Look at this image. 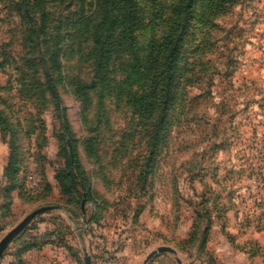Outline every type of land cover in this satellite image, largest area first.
Returning a JSON list of instances; mask_svg holds the SVG:
<instances>
[{"label": "rangeland", "instance_id": "374dc122", "mask_svg": "<svg viewBox=\"0 0 264 264\" xmlns=\"http://www.w3.org/2000/svg\"><path fill=\"white\" fill-rule=\"evenodd\" d=\"M36 2L38 38L20 1L0 0V243L37 212L7 243L0 264H85L84 252L91 264H143L161 246L175 254L147 264H264V0H236L228 8V0H214L210 13L208 0L192 6L181 58L193 56L206 37L203 64L178 74L182 86L155 142L152 120H141L145 108L136 112L132 101L143 92L121 84L120 62L93 77L89 34L67 45L72 24L93 12L94 1ZM133 2L143 57L173 21L176 4ZM27 42L41 45L71 139L61 138L63 113L45 92L37 45L31 50ZM8 130L18 174L6 193ZM62 147L77 152L79 168L71 174L89 190L88 216L71 199L81 188L72 193L57 181L58 173H69Z\"/></svg>", "mask_w": 264, "mask_h": 264}, {"label": "trees", "instance_id": "16d2710c", "mask_svg": "<svg viewBox=\"0 0 264 264\" xmlns=\"http://www.w3.org/2000/svg\"><path fill=\"white\" fill-rule=\"evenodd\" d=\"M20 1L21 7L19 5L20 14L24 15L28 22L29 32L36 38L40 35V30L37 27V19L33 15V9L36 7V0H18ZM93 12L91 14H81L80 17L72 24L69 41L67 45L69 47L74 46L75 41L82 38L83 34L88 33L89 39L92 41L95 53L94 70L93 77H98L102 73L105 67L111 66L114 62H120L119 69L125 73V81H121V84L128 83L129 87H135L142 93L140 96H133L132 101L135 103V110L138 112L142 107L143 115H140L141 120L150 121L154 126L151 128V138L153 142L158 140V135L160 134V129L165 125L166 116L169 113L174 100V93L182 86V83H177L179 80L178 74L182 70L183 74H189L192 67L202 65L200 58L206 49V37L202 39L198 45L193 47V62L188 58H181V50L183 47V40L186 37V32L188 30V20L190 17V11L193 6V10L197 5V0H172L175 2V8L173 12L170 13L169 20H173L167 23L164 27L166 28L163 36L159 39H151L148 44L147 52L143 57L141 56L139 50L136 48L137 36L136 32L141 29V24L138 15L135 14L136 9L134 8V0H93ZM214 0H208L209 3L205 7L207 13H210ZM236 0H228L226 7L234 5ZM235 2V3H234ZM110 6L107 9V4ZM71 7V6H70ZM103 10V19L98 21V16ZM209 15L207 14V18ZM159 19L162 20L161 17ZM59 22V19H58ZM173 22V23H172ZM130 23V24H127ZM59 25V24H58ZM89 30V32H87ZM60 38V36H59ZM87 41V40H86ZM35 45L36 42L34 43ZM34 44L27 42L29 48L34 50ZM37 53L40 56V61L44 66L46 65L45 78L47 80L46 86L44 87L45 92H48L51 96L53 102L56 104L58 109L63 113L62 122L64 124V131L61 138L71 139L73 137L71 131L69 130V125L65 116V110L61 104V98L59 97L57 87L53 78L51 77L49 70L47 69L46 60L39 44L36 46ZM131 58L132 60H129ZM100 68V69H99ZM99 69V70H98ZM181 76V75H180ZM123 79V78H122ZM181 79V77H180ZM128 81V82H127ZM131 83H130V82ZM120 82L117 83V86ZM116 85V82H113ZM80 87H77L76 92H80ZM43 92V91H42ZM47 93V94H48ZM184 101V98L182 99ZM131 101V102H132ZM182 101V103H183ZM186 107L184 104L183 108ZM155 108L158 110V116L155 117ZM175 110H179L182 114V109L179 105L173 107ZM180 120L176 118V123ZM142 122V121H141ZM3 125V124H0ZM6 135L3 134L4 139L8 138L10 147V157L7 166L3 171V183L6 187L9 184H14L17 181V169L14 165V158L17 155V147H15L14 137L10 138L12 131H6ZM12 136V135H11ZM61 152L68 153L69 162L66 164V168L69 170L68 174H71L72 167L79 168V163L77 162V152L72 150H67V147H62ZM59 153V155H63ZM68 174L56 175L57 181L59 182L61 188L66 187L68 183L71 188L74 186L80 187L75 181L74 175ZM70 179V181H68ZM73 187V188H74ZM72 188V193L75 190ZM81 191L77 192L78 197L71 196L72 200H76V203L80 205L81 213L84 216H88L90 210L87 209V204L91 201V196L89 190L81 185ZM12 190L11 187H6L5 192L9 193ZM76 198V199H74ZM91 215V214H90Z\"/></svg>", "mask_w": 264, "mask_h": 264}, {"label": "water", "instance_id": "95a60500", "mask_svg": "<svg viewBox=\"0 0 264 264\" xmlns=\"http://www.w3.org/2000/svg\"><path fill=\"white\" fill-rule=\"evenodd\" d=\"M36 214H37V212L33 213L31 216L24 219L10 233H8V235H6V237L0 243V253L3 251V249L5 248L7 243L11 240V238L14 237L29 222V220H31V218ZM165 252L175 254V251L173 249H171L169 247L161 246V247H158V248L152 250L151 252H149L148 255L146 256L143 264H147L154 256H156L160 253H165ZM84 263L85 264H91L90 257L87 255L86 252H84ZM178 264H180L179 261H178Z\"/></svg>", "mask_w": 264, "mask_h": 264}]
</instances>
